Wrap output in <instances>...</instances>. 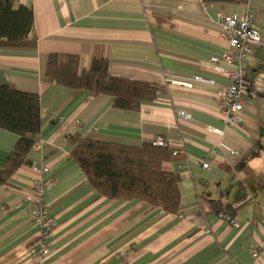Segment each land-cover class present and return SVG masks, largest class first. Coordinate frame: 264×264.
Returning <instances> with one entry per match:
<instances>
[{
    "label": "crops",
    "instance_id": "obj_1",
    "mask_svg": "<svg viewBox=\"0 0 264 264\" xmlns=\"http://www.w3.org/2000/svg\"><path fill=\"white\" fill-rule=\"evenodd\" d=\"M19 3L32 9L37 42L0 47V84L38 93L42 126L31 164L0 184V264H37L29 247L38 226L28 202L38 179L48 183L43 201L54 223L48 264H264V250L249 254L264 236V0ZM219 10L251 12L262 36L244 63L246 101L237 126L223 120L218 106L226 79L209 63L227 46ZM53 52L78 55L82 69L106 58L110 75L148 82L157 96L127 110L109 95L50 83L45 67ZM195 74L216 84L172 83ZM74 132L134 146L163 137L170 158L162 169L181 178L179 211L100 196L69 156ZM17 138L0 127V166ZM220 210L237 224L219 218Z\"/></svg>",
    "mask_w": 264,
    "mask_h": 264
},
{
    "label": "trees",
    "instance_id": "obj_2",
    "mask_svg": "<svg viewBox=\"0 0 264 264\" xmlns=\"http://www.w3.org/2000/svg\"><path fill=\"white\" fill-rule=\"evenodd\" d=\"M15 1L0 0V47H34L37 38L32 9ZM202 1L235 4L239 0ZM45 74L55 85L109 95L113 105L121 109L138 110L158 93V88L148 82L110 75L106 58H94L87 69H82L76 54L49 53ZM41 126L38 93L0 84V127L18 135L0 166V184L6 183L20 166L31 164L28 154L40 142ZM67 142L70 158L100 196L119 201L141 200L167 213L179 211L181 178L162 169V163L170 158L167 146L97 141L79 132L69 134Z\"/></svg>",
    "mask_w": 264,
    "mask_h": 264
},
{
    "label": "built area",
    "instance_id": "obj_3",
    "mask_svg": "<svg viewBox=\"0 0 264 264\" xmlns=\"http://www.w3.org/2000/svg\"><path fill=\"white\" fill-rule=\"evenodd\" d=\"M217 18L224 26V36L227 40L226 51L221 56H211L209 63L211 70L225 77L226 83L220 90L219 109L223 115V120L226 124L237 126L242 117L241 112L245 104V87L246 74L244 63L247 58L253 54L256 46L261 41V32L251 12L245 13H225L217 11ZM175 84H181L185 87H193L195 83L215 85L216 79L203 74H195L185 81H172ZM178 116L188 118L189 114L184 111H179ZM159 146H167L166 140L161 136H156L152 141ZM36 143L34 147H38ZM209 166L208 160H203L202 167ZM42 171H47V168H42ZM48 183L43 179H38L34 185L32 198L29 200L30 216L38 226L37 238L29 247L30 254L36 259L37 264H48L50 255V238L54 223L47 215V208L44 204V195ZM217 216L230 225H236V220L226 211L220 210ZM264 250V236L260 239L256 247L249 249V254L253 258H257ZM121 257L125 258L123 252Z\"/></svg>",
    "mask_w": 264,
    "mask_h": 264
}]
</instances>
